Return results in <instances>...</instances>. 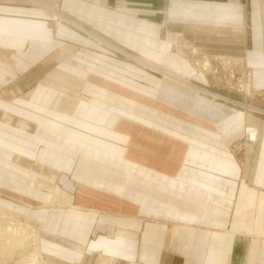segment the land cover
I'll return each mask as SVG.
<instances>
[{
  "label": "rangeland",
  "instance_id": "374dc122",
  "mask_svg": "<svg viewBox=\"0 0 264 264\" xmlns=\"http://www.w3.org/2000/svg\"><path fill=\"white\" fill-rule=\"evenodd\" d=\"M28 1L49 12L54 31L77 27L96 44H76L72 50L50 46L48 78L61 84H50L48 101L28 100V91L15 102L6 101L15 113L0 117V211L19 226L0 238V264H22L23 255L35 251L41 255L35 264H120V253L150 255L154 243L156 250L169 252L166 236L161 243L147 229L121 231L120 218L140 216L158 224L171 221L147 215L190 218L183 192L189 175L200 176L201 167L190 165L188 158L198 162L200 153L194 144L187 155L188 145L165 134L174 131L170 128L183 134L192 125L214 132L223 151L241 163L243 177L254 171L263 139L264 91L253 86L245 58L226 39L239 33H168L161 11L154 16L161 20V33H151V22L145 21L149 33H138L137 41L109 40L78 25L60 9L59 0ZM56 14L63 17L59 26ZM55 34L50 33L49 43ZM88 50H106L108 58ZM16 72L14 78L21 75ZM90 72L110 79L116 102L103 94L99 101L90 100ZM5 109L0 106L1 112ZM109 111L116 117H108ZM180 133L176 138L183 137ZM55 167L60 171L56 182L49 179ZM192 192L198 194L195 188ZM62 194L73 198L75 207L63 203Z\"/></svg>",
  "mask_w": 264,
  "mask_h": 264
},
{
  "label": "crops",
  "instance_id": "0c3cea01",
  "mask_svg": "<svg viewBox=\"0 0 264 264\" xmlns=\"http://www.w3.org/2000/svg\"><path fill=\"white\" fill-rule=\"evenodd\" d=\"M58 5L78 25L109 40L114 36L137 41L141 37L138 33H149L145 29V21L151 22L154 29L151 33H161V20L154 17L161 11L166 12L165 22L170 26L168 33H239L236 38L226 39L232 40L233 48L236 46L237 52L245 58L246 66L252 72L253 86L264 91V0H59ZM50 33H56L52 43L48 42ZM91 38L87 32L73 26H62L54 31L49 23V12L39 4L28 0H0V86L3 88L0 106L6 108L0 111V117H10L15 113L10 109L13 105L6 101L15 102L28 91L25 94L28 100L46 102L47 90H52L50 84H61L60 81L50 83L48 78L50 46L56 50H72L76 44L93 48L95 46L91 45L96 42ZM88 51L108 58L106 50L103 53ZM16 70L21 71V75L14 78ZM89 74L93 78L90 100L99 101L98 95L103 94L111 98V103L116 102L111 94L113 91L108 87L110 79L97 73ZM100 79L103 85L97 83ZM112 114V111L108 113V117H116ZM7 125L15 127L10 125V121ZM170 129L174 131L165 134L169 140L188 145L187 155L192 154L194 144L200 153L198 162L188 158L190 165L201 167L198 169L200 176L189 175V188L183 192L186 198L183 208L191 216L188 219L174 214L146 217L171 221L163 224L153 220L145 223L140 216H136L134 221L121 217L119 224L124 225L120 227L121 231L136 230L137 233L147 229L154 232L161 243L166 236L170 250H156L154 243L151 244L150 255L138 252L130 255L132 258L127 253H120V264H264V131L254 171L245 178L241 173V163L223 151L224 143L212 135L214 132L192 125L183 132L184 135ZM177 133L183 137L176 138ZM184 163L187 164L186 161ZM59 174L55 167V173L49 179L56 182ZM53 187V192H56L58 186ZM192 188L198 194H194ZM70 199L72 205H66L75 207L73 198ZM170 201L169 212L173 210ZM173 222H179L181 226ZM160 231H164L162 235ZM144 246L148 248V244Z\"/></svg>",
  "mask_w": 264,
  "mask_h": 264
},
{
  "label": "bare ground",
  "instance_id": "6f19581e",
  "mask_svg": "<svg viewBox=\"0 0 264 264\" xmlns=\"http://www.w3.org/2000/svg\"><path fill=\"white\" fill-rule=\"evenodd\" d=\"M54 16H56V23H57V25L59 26V25H61L64 21H63V17L62 16H60V15H58V14H56V15H54ZM65 18V17H64ZM66 21V20H65ZM208 63V62H207ZM204 67H207V66H204ZM209 67H210V65H209ZM208 68V67H207ZM204 69V68H203ZM246 90H248V91H250V84H247L246 85ZM203 92V91H202ZM205 92V91H204ZM250 93V92H249ZM247 108V107H246ZM252 108V107H251ZM254 108V107H253ZM248 109H249V107H248ZM251 132H255V131H257V129L254 127V126H252L251 127ZM253 136V135H252ZM255 138V137H254ZM54 188V187H53ZM55 190H57V192L59 193L60 192V189L57 187V189H55ZM61 199H64V201H63V203H65V204H69V205H72V201H71V199L66 195V194H62V196L60 197ZM2 210V209H1ZM5 211V210H4ZM6 213H8V212H6ZM10 213V212H9ZM6 216H7V214H6ZM6 216H4V213H2L1 211H0V238H2V236L4 235V236H7V235H9V233H7V231L11 228V229H13V228H15L16 226H19L15 221L13 222V218H11V217H6ZM27 220V219H26ZM17 222H19V221H17ZM32 222V221H31ZM34 222V221H33ZM28 223H26V225H27ZM28 226V225H27ZM16 229V228H15ZM5 233H4V232ZM22 233V232H21ZM34 241V240H33ZM38 244V243H37ZM36 244V245H37ZM18 247V246H17ZM25 247V246H24ZM13 251H14V249L13 248H11ZM22 249V248H21ZM39 250V249H38ZM23 251V250H22ZM25 251V250H24ZM23 251V252H24ZM7 256H11L12 254L11 253H9V254H6ZM41 257V255L38 253V251H35L34 253H25L24 255H23V257H22V259H21V262H22V264H35V262H36V260L37 259H39ZM101 259H99V261H100ZM104 261H106L107 259L105 258V259H103ZM20 261L18 262V263H21Z\"/></svg>",
  "mask_w": 264,
  "mask_h": 264
},
{
  "label": "built area",
  "instance_id": "2783aa9c",
  "mask_svg": "<svg viewBox=\"0 0 264 264\" xmlns=\"http://www.w3.org/2000/svg\"><path fill=\"white\" fill-rule=\"evenodd\" d=\"M53 20H55V22H56V16L53 18ZM236 68H238V65L236 66ZM239 70V69H238ZM237 74V73H236Z\"/></svg>",
  "mask_w": 264,
  "mask_h": 264
}]
</instances>
